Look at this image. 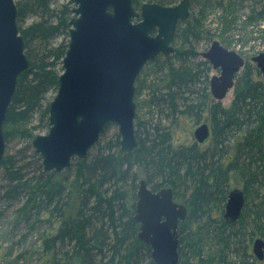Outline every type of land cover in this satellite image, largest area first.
Instances as JSON below:
<instances>
[{
  "label": "trees",
  "instance_id": "obj_1",
  "mask_svg": "<svg viewBox=\"0 0 264 264\" xmlns=\"http://www.w3.org/2000/svg\"><path fill=\"white\" fill-rule=\"evenodd\" d=\"M177 1L134 0V6L139 10L144 3L172 6ZM230 1L232 8L235 2ZM16 4L30 66L18 79L3 133L6 146L13 137L27 144L3 158L0 217L7 218L12 210L8 223L14 230H26L24 237L44 228L38 264H156L151 247L138 238L136 202L129 204L128 191L121 185L136 182L138 169L152 191L169 187L175 199L187 185L188 195L180 196L188 216L179 224V264H264L252 249L256 239H264V78L257 67L245 64L233 100L225 107L208 91L210 63L202 58L196 63L198 54L177 53L174 64L160 67L165 92L150 102L170 123L189 117L198 124L208 111L209 141L177 145L169 127L136 116L139 144L131 154L121 152L119 133L102 145L108 125L92 150L95 154L73 160L66 169L75 175L65 184L59 173L44 171L32 142L50 129L49 105L63 71L73 3L16 0ZM256 19H264V3ZM200 27L201 18H189L178 25L175 38L180 37L183 45L200 39ZM203 76L207 86L197 89ZM234 182L258 204L249 206L246 198L241 218L229 224L224 210ZM134 198L138 199L136 189Z\"/></svg>",
  "mask_w": 264,
  "mask_h": 264
},
{
  "label": "water",
  "instance_id": "obj_2",
  "mask_svg": "<svg viewBox=\"0 0 264 264\" xmlns=\"http://www.w3.org/2000/svg\"><path fill=\"white\" fill-rule=\"evenodd\" d=\"M69 44L62 60L59 86L49 105L50 129L32 142L45 172H63L75 159H86L100 142L108 125H116L120 150L131 154L139 144L136 135V82L144 67L158 56L175 52L173 42L180 22L190 18L191 2L175 6L134 0H71ZM218 72L210 80V92L222 102L234 90L245 66L240 54L219 41L201 54ZM252 62L264 78V53ZM25 41L17 23L16 0H0V169L6 151L3 126L20 75L29 69ZM197 143L211 137L208 124L194 133ZM134 220L140 225L139 240L151 247L156 264H179V224L188 209L175 200L171 188L154 192L140 181ZM246 204L244 190L232 189L224 218L235 223ZM253 254L264 261V239L253 243Z\"/></svg>",
  "mask_w": 264,
  "mask_h": 264
},
{
  "label": "rangeland",
  "instance_id": "obj_3",
  "mask_svg": "<svg viewBox=\"0 0 264 264\" xmlns=\"http://www.w3.org/2000/svg\"><path fill=\"white\" fill-rule=\"evenodd\" d=\"M67 1L68 0H58V3H66ZM232 1V3L235 2V5L231 8L230 0H190V18H201L200 39L191 38L188 44L183 45L180 37L178 39L175 38L173 42L175 52L169 56L160 55L157 57V61L149 62L144 67L138 81L136 82L135 103L138 119L146 121L149 124L161 123V125L169 127L174 135L175 143L177 145H189L196 141L194 137L195 130L201 124L209 125V112L207 111L204 114L203 120L198 124L189 117H180L175 121L176 123H170L164 115H161L159 106L153 105L150 102L155 94L162 91L165 92L164 85L166 83H162L165 76L160 67H167L169 64H174V61H176V54L180 52L198 54L195 59L197 63L201 60V58L204 59L201 54L206 52L215 40L219 41L227 49L237 52L244 58L246 63L248 62L254 66L256 65L252 62V58L264 53V19H261L262 21L256 19L257 13L261 11V6L264 3V0ZM179 2L180 0H178L174 5H177ZM220 4L222 5V8H220ZM72 7L74 8V4H72ZM231 12L233 13V16H231ZM181 26L182 25H180V27ZM173 55H175V58L167 61V57H171ZM215 75H218V72L212 68L209 76L210 79ZM205 79L206 76H203V81L201 85H198L197 89L200 88L203 90V88L207 86ZM208 87V91L211 94L210 80ZM233 95L234 90H231L222 101V104L225 107L230 106L233 100ZM211 99H213L212 95ZM14 131L15 130H13V132ZM46 133L47 132H43L42 134ZM117 133L118 127L116 125H110L105 133L102 145L113 139ZM26 144L27 141L25 139L13 137L11 142H9L6 146L5 154H10L12 152L17 153L19 150L25 148ZM92 150L90 152L95 154V151ZM74 175V171L67 173L66 170H64L59 173L58 179L65 184H68V182L74 179ZM136 175L137 176L134 175L137 179L136 182L134 181V183L131 182L130 184L124 185L121 184L124 190L128 191L130 196V205L135 202L137 203L138 199L135 200L134 198L135 189L136 193H138L140 181L145 179L142 169H138L136 171ZM4 182L3 173L1 172L0 186L3 185ZM186 186L187 185H184L181 189L182 191L177 195L176 201L178 203L183 204L180 196L183 197L186 194L188 195ZM235 188L243 190V185L238 182H234L232 189ZM246 198L249 202V206L258 204L254 201V197L252 195H246ZM248 211H245L244 214H247ZM12 212V210L7 211V215L12 217ZM262 213H264V209H262ZM9 216L7 218L0 217V258H2L0 259V264H3V260H7L4 264H38L41 258H43V239L41 232H43L44 228L30 233L27 237H24L26 230H14L11 223H8L10 220ZM6 255L9 257L6 259L3 258Z\"/></svg>",
  "mask_w": 264,
  "mask_h": 264
},
{
  "label": "flooded vegetation",
  "instance_id": "obj_4",
  "mask_svg": "<svg viewBox=\"0 0 264 264\" xmlns=\"http://www.w3.org/2000/svg\"><path fill=\"white\" fill-rule=\"evenodd\" d=\"M181 1H182V0H180V2H181ZM180 2H179V3H180ZM179 3H178V4H179ZM172 6H175V5H172ZM199 144H200V143H199Z\"/></svg>",
  "mask_w": 264,
  "mask_h": 264
}]
</instances>
